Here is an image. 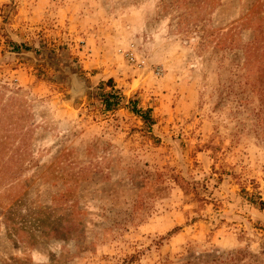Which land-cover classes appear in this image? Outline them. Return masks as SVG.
I'll list each match as a JSON object with an SVG mask.
<instances>
[{"label": "rangeland", "instance_id": "1", "mask_svg": "<svg viewBox=\"0 0 264 264\" xmlns=\"http://www.w3.org/2000/svg\"><path fill=\"white\" fill-rule=\"evenodd\" d=\"M192 255L264 264V0H0V264Z\"/></svg>", "mask_w": 264, "mask_h": 264}, {"label": "trees", "instance_id": "2", "mask_svg": "<svg viewBox=\"0 0 264 264\" xmlns=\"http://www.w3.org/2000/svg\"><path fill=\"white\" fill-rule=\"evenodd\" d=\"M109 81L110 80H107V83H109ZM100 100L103 108L105 110H109L119 103V96L117 92L112 87H110L109 90H100ZM130 105L131 112L138 115L142 119V121L146 122L147 124H150L151 119L149 118L148 110H140L134 105L133 101ZM198 260V257L192 255L191 257H187L182 264H195Z\"/></svg>", "mask_w": 264, "mask_h": 264}]
</instances>
